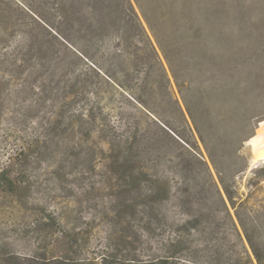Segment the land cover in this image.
<instances>
[{"label":"rangeland","instance_id":"obj_1","mask_svg":"<svg viewBox=\"0 0 264 264\" xmlns=\"http://www.w3.org/2000/svg\"><path fill=\"white\" fill-rule=\"evenodd\" d=\"M139 1L164 47L170 54L177 50L174 57L181 58L183 73H189V24L239 27L240 32L228 35L219 30L215 43L247 42L252 36L249 52L241 57L264 61V0ZM13 2L0 0V11L14 15ZM17 41L12 38L10 48ZM101 45L86 49L81 59L64 52L30 55L25 49L15 66L0 64V252L51 257L69 249L72 257L81 258L75 264L100 259L104 252L109 264H144L158 256L173 257L172 264H258L238 214L264 264V160L251 162V140L264 131V116L254 120L253 135L243 144L250 128L230 121L220 124L217 161L234 196L232 207L202 142L190 131L187 113L182 116L165 93L141 84L144 69L139 58L145 53L137 52L136 41L120 44L112 36ZM116 51L123 56L117 57ZM165 65L171 94L181 102ZM74 70L75 75L69 73ZM80 76L100 88L103 118L120 132L134 126L136 149L151 148L154 173L161 179L155 200L145 196L142 164L111 150L104 132H97L98 124L81 121V113L89 109L82 93L88 95L91 89L85 82L78 85ZM112 77L123 83V90ZM31 141L35 144L29 147ZM190 146L209 166L213 182L190 156ZM183 167L186 172L180 173ZM7 179L17 183L15 191L6 186ZM35 215L63 216L82 233L72 244L58 233L34 231ZM144 215L189 220V232L176 242L170 229H159L158 224L149 228Z\"/></svg>","mask_w":264,"mask_h":264},{"label":"trees","instance_id":"obj_2","mask_svg":"<svg viewBox=\"0 0 264 264\" xmlns=\"http://www.w3.org/2000/svg\"><path fill=\"white\" fill-rule=\"evenodd\" d=\"M13 3L16 6L14 15L0 11V64L8 67L15 66L14 61L25 49L30 55L40 53L55 56L64 52L66 55L67 53L76 55L81 59L79 55L84 56L86 49L100 48L102 42L112 36H115V40L120 44L136 41L137 52L145 53L139 58V64L144 69L141 84L146 86L150 84L155 93L157 91L165 93L182 116L187 113L192 124L190 131L194 130L197 133L228 201L232 207H235L233 193L227 184L229 182L217 161L220 145L218 134L222 122H237L250 128V132L242 137L241 144H243L253 135L254 120L264 116L262 112L264 61L261 62L255 56H247L246 59L241 57L243 52H249L248 46L252 43L250 40L252 36L247 37L249 39L247 42L228 43L219 40L215 43L213 38L219 30L221 34L228 35L229 32L238 33L241 29L238 27L237 30L227 23L218 25L203 23L196 26L189 24V73H183L179 69L181 58L174 57V52L177 50H173V54H170L164 47L151 18L139 0H14ZM143 21L147 24L151 35ZM244 32L251 34L246 29ZM12 38L19 40L15 48H10L9 45ZM115 54L117 57H122L123 51L119 53L116 51ZM226 57L227 59L224 60ZM164 61L176 83L184 108L180 100L173 98L171 94V79ZM65 67L71 65H64L63 68ZM75 70L69 73L75 75ZM228 71L231 72L230 75L226 73ZM136 78L139 82L140 74ZM112 81L121 90L124 89L123 83H118L114 78ZM84 82L88 84L85 86H88L91 92L88 95L82 93L84 98L82 102L84 100L88 102L86 106L89 109L87 113H81V121L98 124L96 130L104 132L106 136L104 142L111 150L120 151V154L131 163L142 164L140 173L142 181L146 183L145 196L147 199L155 200L161 179L157 172L154 173L157 171V165L150 155L151 148L144 146L141 151L136 149L135 141L138 136L132 131L134 126H127L120 132L103 118L100 88L85 76H80L78 85ZM100 115L102 118H99ZM35 140L39 141L38 138ZM34 144L35 141H31L29 147ZM241 147L242 145L240 149ZM190 148L192 149L189 152L190 156L204 166L208 179L213 182L214 178L209 166L194 147L190 146ZM136 150L139 153L135 155ZM179 172H186V168H181ZM3 180L5 179L1 178V181L5 182ZM6 186L12 187L15 191L17 183L7 179ZM226 214L231 215L228 208ZM237 217L258 264H263L262 257L247 235L238 214ZM229 218L239 239L240 234L232 218ZM142 221L149 228L158 224L161 226L159 229H170L176 235L175 241L179 243L189 232V220L170 222L166 215H144ZM33 226L34 231H47L52 235L58 233L66 242L71 239L72 241L69 242L72 244L82 233L78 231L76 225H72L68 219L60 215H35ZM73 247L70 246L71 249ZM68 250L61 256L51 257L35 255L20 257L17 254L7 255L0 252V264H75L76 260L81 259L72 257ZM172 258L158 256L144 264H172ZM109 259V255L104 252L100 259L94 258L87 264H109Z\"/></svg>","mask_w":264,"mask_h":264},{"label":"bare ground","instance_id":"obj_3","mask_svg":"<svg viewBox=\"0 0 264 264\" xmlns=\"http://www.w3.org/2000/svg\"><path fill=\"white\" fill-rule=\"evenodd\" d=\"M251 145H254V161L252 162V164L264 160V131H261L256 136H254V138L251 140Z\"/></svg>","mask_w":264,"mask_h":264},{"label":"water","instance_id":"obj_4","mask_svg":"<svg viewBox=\"0 0 264 264\" xmlns=\"http://www.w3.org/2000/svg\"><path fill=\"white\" fill-rule=\"evenodd\" d=\"M254 161V153H253V149H252V152H251V162Z\"/></svg>","mask_w":264,"mask_h":264}]
</instances>
